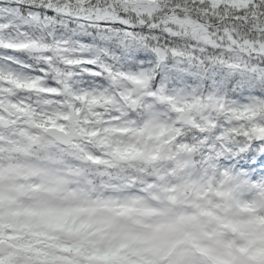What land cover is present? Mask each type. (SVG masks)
<instances>
[{
  "label": "snow or ice",
  "instance_id": "1",
  "mask_svg": "<svg viewBox=\"0 0 264 264\" xmlns=\"http://www.w3.org/2000/svg\"><path fill=\"white\" fill-rule=\"evenodd\" d=\"M83 2L96 3L90 15L116 18L133 0ZM223 2L208 0L213 7ZM37 6L44 4L0 0V40L24 34L25 13L33 18L30 9ZM0 60L20 63L14 56ZM3 74L0 65V264H264V128L237 142L233 137L242 134L227 119L209 113L195 123L182 115L165 119L153 104L129 94L111 102L102 128L69 116L60 117L69 123L57 124L37 107L39 99L6 107L2 89L15 74ZM81 100L90 111L108 102L99 95ZM133 110H143L140 120L129 119ZM116 121L122 126H112ZM118 130L150 142L151 159L162 158L166 166L117 177L118 183L110 173L90 170L94 158L79 139ZM70 177L89 185L108 177L112 191L133 188L140 195L58 204L54 198Z\"/></svg>",
  "mask_w": 264,
  "mask_h": 264
},
{
  "label": "clouds",
  "instance_id": "2",
  "mask_svg": "<svg viewBox=\"0 0 264 264\" xmlns=\"http://www.w3.org/2000/svg\"><path fill=\"white\" fill-rule=\"evenodd\" d=\"M98 2V0H97ZM30 9L21 36L0 40V57L14 56L19 64L0 60L4 104L30 98L57 124L95 121L102 128L113 103L122 94L136 95L155 106L165 119L182 115L195 123L204 113L227 119L242 134L264 128V4L260 0H224L213 7L208 0H133L111 15H90L96 3L83 0H39ZM49 6L57 9L49 11ZM103 7V5H101ZM111 7V5H109ZM11 47L13 51L7 49ZM26 65L29 67H22ZM95 73V74H94ZM35 85V87H30ZM51 89L58 93L43 95ZM99 95L108 102L93 106L81 97ZM163 97V99H161ZM177 109L182 111L177 112ZM35 111V109H33ZM95 113V116L92 115ZM143 110L129 113L140 120ZM122 122L116 121L112 126ZM185 133H194L190 126ZM131 131L81 137L79 146L94 158L87 167L117 177L151 174L167 161L151 159L150 148ZM55 196L58 204L139 196L133 188L112 191L108 177L93 184L75 182Z\"/></svg>",
  "mask_w": 264,
  "mask_h": 264
}]
</instances>
